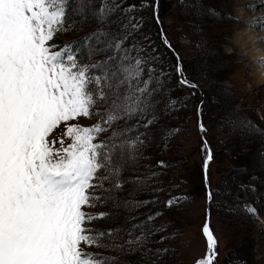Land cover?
Wrapping results in <instances>:
<instances>
[{"label": "rangeland", "instance_id": "1", "mask_svg": "<svg viewBox=\"0 0 264 264\" xmlns=\"http://www.w3.org/2000/svg\"><path fill=\"white\" fill-rule=\"evenodd\" d=\"M170 1L159 0V3L163 6ZM177 1L174 0L175 8H183ZM205 1L207 6L201 4V7L211 6L219 17L230 19L201 22L192 16L189 18L193 26L200 25V35L215 39L206 47L215 50L214 58L209 60L206 51L194 54L186 49H182L181 55L186 59L185 69L198 82L199 100H204V106L212 95L217 98L216 102L219 99L216 109L210 102L207 105L208 121H205L206 136L214 154L208 172L213 192L211 205H205L202 138H199L194 113L197 108L190 111L189 127L173 141L178 151L173 159L167 160V154H162L165 134L151 142V147L159 150L153 155L156 163L163 162L162 171L172 173L180 199L172 212L163 215L176 236L178 258L173 264H197L206 253L203 227L207 206L212 233L218 241L216 264H264V224L249 217L241 207L247 201L258 210L260 220H264V120L260 118L264 115V65L258 63L264 60V28L260 27L264 22L261 6L264 0ZM71 2L79 14H88L97 21L103 19L109 27L110 20L106 18L109 14L101 4L107 1ZM16 3L19 0H0V247L14 230L22 246L33 249L19 253V264H74L68 249L75 251L78 242L79 253H87L83 256V261H87L93 250L85 247V241L79 238L82 230L89 228L82 222L83 215L93 212L83 205V195L89 190V178L94 171L89 156L91 148L101 140L107 143L106 150L112 152V149L120 167L127 166L129 171L134 165L132 158L126 156L129 142L115 143L114 139L107 140L108 136L106 139L96 119L101 110L97 115L91 109L89 97L85 98L79 87L82 81L64 69L65 73L61 74L60 66L53 63V57L47 56L49 47L43 44L53 36L55 14L42 0H33L23 7H34L36 11L13 24L6 13ZM198 7L194 0L192 8L183 9L193 14ZM175 15L174 9H167L163 21L169 25ZM97 31L98 46L94 48L92 44L91 55L98 58L92 65L98 66L102 76L106 73L120 83L130 62L119 64L120 56L115 51L119 48L118 40L108 38L105 27ZM197 58L201 63H195ZM85 72L83 68L82 73ZM224 111L237 119L250 118L255 124L249 127L251 135H245L248 128L239 125L238 132L217 135L211 123ZM31 161L42 168L39 173H31L32 178ZM239 168L246 169V173L237 176ZM34 178L37 182L44 179L50 183L46 189L48 199L41 198L44 206L36 197L35 189L29 188L32 183L40 185ZM249 182L255 184L257 192L241 191L240 185ZM23 196L25 202L21 201ZM6 204H13L16 210L10 207L7 210ZM115 208L121 209V204ZM1 228L6 231L2 232ZM141 229L136 228V236ZM119 231V228L112 230L116 234Z\"/></svg>", "mask_w": 264, "mask_h": 264}, {"label": "trees", "instance_id": "2", "mask_svg": "<svg viewBox=\"0 0 264 264\" xmlns=\"http://www.w3.org/2000/svg\"><path fill=\"white\" fill-rule=\"evenodd\" d=\"M71 1L73 0H42V4L56 17L51 32L53 36L45 44L56 55L62 73L66 70L82 81L79 87L84 97H89L91 109L97 115L101 110L102 114L96 118L98 129L106 135V139L108 136L107 140L114 139L113 142L124 144L129 142L126 143V156L134 162L129 171L127 166L120 167L113 150L108 152L107 143L101 139V142L98 141L91 148L89 156L94 171L89 178V190L83 195V205L93 212L85 213L82 221L89 225V228L83 229L82 236L85 247L93 250L89 259L94 260L93 254H100L114 258L108 264H173L178 258L177 245L174 243L176 236L170 228L169 220L163 215L172 212L180 199L175 183L173 184L174 178L162 171L163 163H156L153 155L159 150L151 147V142L165 134L167 138L162 154H167V160L173 159L178 153L173 141L183 129L189 127L190 111L201 102L198 91L193 94L191 88L177 83V54L189 81L198 83L195 76L185 69L186 59L181 55L182 49L194 54L206 51L210 60L214 58L215 50L210 51L206 47L215 39L200 35V25L193 26L189 21L190 16L201 22L230 19L219 17L211 6L201 7V4L207 6L205 0H195L199 7L193 14L183 8H192L194 0H185L181 9L175 8L177 5L175 6L174 0L163 6L159 3V19L171 45L168 47L163 42L161 28L154 18V9L143 7V2L150 0H105L106 4L101 2L109 14L106 17L110 20L109 27L103 19L97 21L88 14H79ZM99 2L100 0H96V3ZM177 3L180 4L179 0ZM133 5L136 6L135 9L131 8ZM167 9H174L176 13L174 21L169 25L163 21V16H167ZM103 27L108 31V38L118 40L116 46L123 49L115 50L116 55L120 56L119 64L130 62L124 81L120 83L113 81L106 73L102 76L98 66L92 65L98 58L91 55L92 44L94 43V48L98 46L97 29ZM201 42L203 47H197ZM108 61L109 58L106 62ZM201 61L197 58L195 63L199 64ZM83 68H86L85 73H82ZM214 97L210 96L207 103L217 105L219 99L216 102L217 98ZM104 100L106 103H103ZM172 100H176L177 104H172ZM207 105L204 106V123L208 121ZM177 106L180 110L173 111ZM194 113L197 124V109ZM219 115L214 119V124L211 123L216 127L217 134L220 126L226 131L238 132L236 128L233 130L224 126L230 115L228 111ZM247 131L244 132L245 135H251L249 128ZM93 135L95 136L94 132ZM202 135L199 133V138ZM39 152L41 153L40 150ZM152 161L155 163L151 166ZM243 173H246V169L239 168L237 176ZM234 179L235 177L231 182ZM119 203L122 208H115ZM9 207L12 211L16 210L13 204H6L7 210ZM6 227L9 228L8 225ZM113 228H119V233H109L108 230ZM136 228H142L137 236Z\"/></svg>", "mask_w": 264, "mask_h": 264}, {"label": "snow or ice", "instance_id": "3", "mask_svg": "<svg viewBox=\"0 0 264 264\" xmlns=\"http://www.w3.org/2000/svg\"><path fill=\"white\" fill-rule=\"evenodd\" d=\"M31 3H33V0H19V3L13 4L10 6L11 11L6 13V15L9 16L13 24H17L19 21L24 20V18L28 17L31 12L36 11L34 7L32 8L23 7V5L31 4ZM179 3L181 5H184L185 0H179ZM261 6L264 7V4H262ZM135 7H136L135 5L131 6L132 9H135ZM143 7H152L154 9V18L156 19L157 24L161 28L163 42L165 43L166 46L171 47L170 42L167 41L166 39V33L163 32L162 23L160 22V19H159V0H150V2H143ZM140 26L142 27L143 25L141 24ZM260 27L264 28V22L260 23ZM197 47H203V43L201 42L200 44L197 45ZM177 59H178V64H177V69H176L177 83L180 84L182 87L191 88L193 94H195L196 91L199 89V85L196 84L194 81H189L188 77L183 72V63L182 61L179 60L178 54H177ZM258 63L264 65V60L258 61ZM219 83L227 85L226 81H221ZM172 104L174 105L177 104V101L172 100ZM172 110L179 111L180 107L177 106L176 108ZM204 115H205L204 114V102L201 101L197 106V127H198L199 133L203 134L202 139H201V147H202V151L205 153V159L202 165V172H203V178H204L206 200H207V203L211 205L213 192H212L211 185L209 183L208 172H209L211 162L214 158V154L212 152L211 144L208 142V139L206 136L208 128L206 124L204 123ZM260 118L264 120V115H261ZM238 125L242 128L255 127L254 122L250 121L248 118L241 117L237 119L236 117L231 116V115H229V117L227 118L226 124L224 126H227L235 130V128ZM147 126L149 125H146V127ZM44 159H45V162H47V156H45ZM251 179L255 180L256 178L252 177ZM240 189L241 191H244V192H251V193L257 192L255 184L250 183V182L241 184ZM241 207L246 211L249 217L255 218L259 220L261 224H264V220H260L258 210L254 206L245 203L241 205ZM207 217H208V222L206 223L205 229H204L205 235H206V243H207L206 253L197 260V264H216V261L219 256V253L217 251L218 241L215 238L214 234L212 233L211 224H210V208H209V213ZM108 231L110 233L112 230H108ZM74 247H75V251H73L72 248L68 249L69 258L74 261V264H81V262L83 261V256L87 255V253H84V254L79 253V242ZM22 250L33 251V249L31 248H25L24 246H22L16 232L13 230L12 232L8 234V237L4 245L0 247V264H19L18 256ZM93 256H94V260L83 261V264H108L109 261L114 259L113 257H107V256H103L100 254H93Z\"/></svg>", "mask_w": 264, "mask_h": 264}, {"label": "built area", "instance_id": "4", "mask_svg": "<svg viewBox=\"0 0 264 264\" xmlns=\"http://www.w3.org/2000/svg\"><path fill=\"white\" fill-rule=\"evenodd\" d=\"M162 38H163V37H162ZM176 54H177V53H175V55H176ZM202 101L204 102L203 99H202ZM217 131H218V134H217V135H220V134H222L223 132H228V131L224 130L221 126L217 128ZM223 145L225 146L226 143H224ZM211 147H212V146H211ZM224 151L227 152V150H224ZM170 175L173 177L172 173H171ZM155 185H156V184H155ZM174 187H175V186H174ZM177 195H179V194L177 193ZM176 206H178V204H177ZM208 206H209V204H208ZM208 206H207V211H208Z\"/></svg>", "mask_w": 264, "mask_h": 264}, {"label": "water", "instance_id": "5", "mask_svg": "<svg viewBox=\"0 0 264 264\" xmlns=\"http://www.w3.org/2000/svg\"><path fill=\"white\" fill-rule=\"evenodd\" d=\"M207 221H208V217H207V219H206ZM204 233H205V231H204Z\"/></svg>", "mask_w": 264, "mask_h": 264}]
</instances>
